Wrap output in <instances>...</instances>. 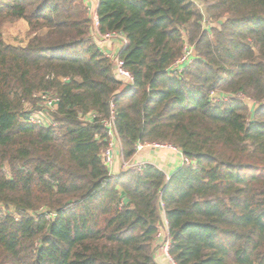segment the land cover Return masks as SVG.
Listing matches in <instances>:
<instances>
[{
    "label": "trees",
    "instance_id": "16d2710c",
    "mask_svg": "<svg viewBox=\"0 0 264 264\" xmlns=\"http://www.w3.org/2000/svg\"><path fill=\"white\" fill-rule=\"evenodd\" d=\"M202 2L98 0V33L127 40L128 89L84 0H0V264H157L160 199L177 264H264V0ZM14 20L23 46L3 39ZM186 42L195 58L175 75ZM111 111L123 160L164 143L191 165L112 176ZM42 112L52 124L30 122Z\"/></svg>",
    "mask_w": 264,
    "mask_h": 264
},
{
    "label": "built area",
    "instance_id": "2783aa9c",
    "mask_svg": "<svg viewBox=\"0 0 264 264\" xmlns=\"http://www.w3.org/2000/svg\"><path fill=\"white\" fill-rule=\"evenodd\" d=\"M95 1L98 2V0H95ZM201 24H202L203 29H207L210 26L209 21L207 20L205 16H203ZM93 25L97 30V26H98L97 14H94L93 16ZM96 33H97L98 38L101 41L108 42V43H112L113 41L119 42L121 45V50L127 44V40L121 32L112 31V32L104 33V34H99L97 31ZM120 51L116 53V52L106 50L104 51V53H105V56L111 61L112 66H113V71L116 77L122 81L124 87L130 89L133 86V75L131 74L129 70L125 68L124 61L120 57ZM194 58H195L194 46L186 42L183 47L182 55L177 60L174 61V63L170 67V70L172 71L173 74L180 75L185 70V68L193 62ZM39 96L41 98V101H43L45 108L47 107L48 109H52L54 102L57 100V98L54 97L53 95L41 94ZM236 96L239 98H243L246 102L250 101L249 99L244 98L243 95L241 94H237ZM229 98H230L229 95H219L216 93H212L210 95V100L213 103L218 102L220 100L226 101ZM111 108H112V104H111ZM93 117H95V115L91 116V118ZM114 119H115L114 112L111 111L109 119L104 122V126L106 128V132L110 138V141H109L107 148L103 152L102 157H103L105 164L108 167H111L113 164L112 141L116 137L115 130H114ZM29 120L31 123H34V124L49 125L53 123L51 116L46 112L37 113L35 115H32L30 116ZM167 146L171 147L172 149H176L175 147L169 144H164V143H137L135 146V153L141 152L145 148L161 149ZM181 161H182V165H191V161L187 157L183 156L182 153H181ZM143 164L144 163L132 164L128 160L126 161L123 160V166L126 167L127 169H130V168L139 169ZM169 176L170 175H166L167 180L169 179ZM159 208L161 210L160 211L161 212V222L155 234V239H154L155 247L159 251V253L165 258L167 264H177L174 258L171 256L170 251H169L170 246H171V238H170V234L168 230V222L165 216V212L163 210L164 203L161 199L159 201Z\"/></svg>",
    "mask_w": 264,
    "mask_h": 264
},
{
    "label": "crops",
    "instance_id": "0c3cea01",
    "mask_svg": "<svg viewBox=\"0 0 264 264\" xmlns=\"http://www.w3.org/2000/svg\"><path fill=\"white\" fill-rule=\"evenodd\" d=\"M84 4L88 7V16L92 20L93 16L96 14L98 2L95 0H84ZM97 30L92 26V35L98 39ZM103 47V50H109L112 52H119L121 50V45L117 41L112 43L102 41L99 43ZM112 154H113V164L108 167L109 172L112 176L116 177L121 171L127 168L123 166V158L121 155V148L118 138H114L112 141ZM128 161L132 164H142L148 163L156 166L158 169L162 170L166 175H170L173 171L182 166L181 152L179 149H172L171 147H163L161 149L145 148L141 152L135 153ZM154 259L157 264H167L165 258L156 249L154 254Z\"/></svg>",
    "mask_w": 264,
    "mask_h": 264
},
{
    "label": "rangeland",
    "instance_id": "374dc122",
    "mask_svg": "<svg viewBox=\"0 0 264 264\" xmlns=\"http://www.w3.org/2000/svg\"><path fill=\"white\" fill-rule=\"evenodd\" d=\"M192 1L199 7V9L203 10L204 5L202 0H192ZM218 23L219 21L216 22V20H214L213 22H209V25L210 27L217 26ZM27 30H28V26L24 20L7 21L2 26V36L6 43L23 46L26 44L28 40ZM247 102L246 103L248 105V110L249 112H251L254 109V103L251 101H247ZM0 208L3 209V207Z\"/></svg>",
    "mask_w": 264,
    "mask_h": 264
}]
</instances>
